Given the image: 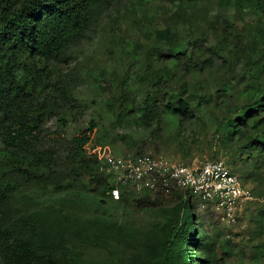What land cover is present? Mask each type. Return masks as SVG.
I'll list each match as a JSON object with an SVG mask.
<instances>
[{"label":"rangeland","instance_id":"374dc122","mask_svg":"<svg viewBox=\"0 0 264 264\" xmlns=\"http://www.w3.org/2000/svg\"><path fill=\"white\" fill-rule=\"evenodd\" d=\"M163 29L182 42L179 53L158 38ZM21 64L17 78L33 84L26 102L42 117L26 145L53 150L54 165L36 181L0 165V185L12 186L0 203V223L13 238L31 241L38 218H103L133 236L108 230L99 242L69 234L74 264H133L145 232L184 194L142 185L115 201L75 169L72 139L95 121L99 131L84 146L93 167L106 154L185 164L223 160L252 199L233 219L195 199L191 219L180 209L179 226L193 223L197 239L187 244L189 263L264 264L263 10L247 0H121L101 10L63 55L24 56ZM154 89L159 117L143 126L137 111ZM179 99L188 102L182 113L175 111ZM4 140L0 133V150Z\"/></svg>","mask_w":264,"mask_h":264},{"label":"trees","instance_id":"16d2710c","mask_svg":"<svg viewBox=\"0 0 264 264\" xmlns=\"http://www.w3.org/2000/svg\"><path fill=\"white\" fill-rule=\"evenodd\" d=\"M119 1L0 0V133L7 137L6 146L0 150L1 167L12 165L14 170L36 181L49 176L54 165L53 150L26 145L42 117L39 112L34 114L26 102L33 84L17 78L22 57L39 56L47 60L63 55L71 44L84 36L101 10ZM247 1L264 11V0ZM157 35L170 50L181 51L182 42L169 29L159 30ZM155 90L146 93L140 102L137 112L143 126H149L159 117ZM261 100L264 102V95ZM187 108V100L179 99L175 111L182 113ZM259 122L255 120L254 127L259 126ZM98 131V124L92 121L73 137L71 162L75 163V169L92 176L95 185L110 193L116 185L114 179L91 165L84 148ZM258 145L264 157V139ZM45 185L61 188L55 183ZM11 187V184L0 185V203L7 199ZM118 187L121 195L113 199L115 201L131 193L126 187ZM184 197L185 194H181L173 209L148 228L134 254L133 264H190L187 244L192 240L195 245L197 239L193 223L188 225L185 219L183 227L179 226L180 209L190 219L193 214L192 199ZM108 230L124 238L133 236L130 229L116 228L103 218L76 219L60 215L56 221L38 218L29 241L13 238L10 230L0 223V264H74L76 252L67 243L66 236L71 234L80 240L100 242L104 241ZM75 264L82 263L76 261Z\"/></svg>","mask_w":264,"mask_h":264},{"label":"built area","instance_id":"2783aa9c","mask_svg":"<svg viewBox=\"0 0 264 264\" xmlns=\"http://www.w3.org/2000/svg\"><path fill=\"white\" fill-rule=\"evenodd\" d=\"M99 170L114 179L116 185L110 190L113 199L121 195L119 185L137 191L142 185L147 189L172 188L182 190L185 197L213 205L227 219H233L242 203L252 199L251 190L219 159L185 164L162 157L106 154Z\"/></svg>","mask_w":264,"mask_h":264}]
</instances>
